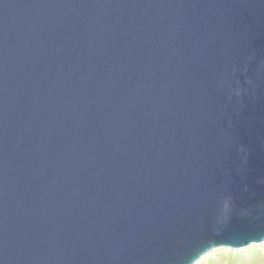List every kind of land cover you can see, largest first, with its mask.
Segmentation results:
<instances>
[{"label":"water","instance_id":"1","mask_svg":"<svg viewBox=\"0 0 264 264\" xmlns=\"http://www.w3.org/2000/svg\"><path fill=\"white\" fill-rule=\"evenodd\" d=\"M263 240L264 0H0V264Z\"/></svg>","mask_w":264,"mask_h":264},{"label":"rangeland","instance_id":"2","mask_svg":"<svg viewBox=\"0 0 264 264\" xmlns=\"http://www.w3.org/2000/svg\"><path fill=\"white\" fill-rule=\"evenodd\" d=\"M195 264H264V240L242 248H214Z\"/></svg>","mask_w":264,"mask_h":264}]
</instances>
